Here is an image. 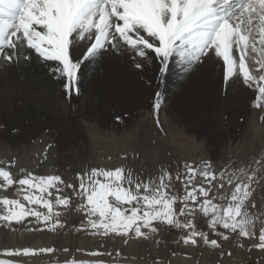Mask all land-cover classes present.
Listing matches in <instances>:
<instances>
[{"label": "snow or ice", "instance_id": "obj_1", "mask_svg": "<svg viewBox=\"0 0 264 264\" xmlns=\"http://www.w3.org/2000/svg\"><path fill=\"white\" fill-rule=\"evenodd\" d=\"M173 60L188 76L222 61L220 90L225 99L229 88L239 90L242 84L253 92V106L264 111V0H0V87L13 77L17 83L22 80L26 95L20 97V103L45 114L54 111L62 116L61 101L71 108L74 97L90 103L92 85L101 83L106 66L112 63L133 69L149 88L154 79L162 88ZM250 60L254 71L248 65ZM57 88L61 95L53 106L51 94ZM163 102V91H155L157 113ZM114 119L122 122L123 116ZM4 126L0 118V128ZM51 148V144L46 147L45 159ZM185 167L183 179L176 176L184 186L182 197L170 194L172 174L166 170L158 179L144 181L124 167L91 168L77 172L78 183H72L60 175H37L23 168L24 175L17 180L8 168L0 167V189L17 186V198L0 196V222L11 228L32 218L35 227L27 231L55 232L65 225L63 213L54 209L70 210L75 204L76 211L85 216L78 231L119 237L125 245L133 239H151L160 223L186 229L181 238L184 245L198 246L202 241L206 247L221 250V257L232 255L222 247L232 234L238 247L256 240L248 250L264 251V213L252 211L256 204L251 200L260 169L227 176L232 191L225 205L214 203L216 197L210 195L213 188H225L224 183H213L217 173L211 161L200 168ZM197 173L208 187L192 184ZM219 178L224 180L223 170ZM178 200L182 206L177 210ZM198 213L208 217V229L216 239L197 230L194 220ZM101 249L88 252L93 259L73 258L64 264H136V256L129 258L119 250L113 255L103 244ZM54 251L53 247H5L4 254L18 259L0 260V264H27L26 257Z\"/></svg>", "mask_w": 264, "mask_h": 264}, {"label": "rangeland", "instance_id": "obj_2", "mask_svg": "<svg viewBox=\"0 0 264 264\" xmlns=\"http://www.w3.org/2000/svg\"><path fill=\"white\" fill-rule=\"evenodd\" d=\"M251 63L253 66L249 67L254 71V62ZM107 82L105 80L104 84L99 83L97 88L104 90L106 88L109 91L112 87L110 82ZM121 82H123L122 90L139 91L131 96L116 98L110 103L106 102L105 106L110 104V109L113 108L109 111L99 114L95 111H92L93 113L85 112V121L89 122L91 119L98 122L97 131H88L84 126L87 122L85 123L79 117L77 121L72 123L71 130L67 132L66 137L62 140L64 133L59 131L54 124L53 118L50 116L52 113L45 114L43 112L35 117L41 118L39 123L43 124L44 128H41V132L36 136H32V130L34 131L39 126H30L29 121L31 119L29 121L22 120L19 125H14L12 116H1L0 118H2L5 126L0 128V160L5 162L0 167L8 168L14 179L17 180L24 175L20 171L23 168L37 175H60L66 182L72 183H78L76 181L77 172L91 168L124 167L126 171H132L134 176L144 181L158 179L161 172L166 170L172 174L170 194L182 197L184 186L180 180L176 179L177 174L183 179L187 172L185 165L200 168L203 167L205 161H211L212 170L217 173V180L213 183L217 186L224 183L225 188L220 190L213 188L210 195L216 197L214 203L225 205L232 191V186L227 183V176L232 173L240 175L241 170L250 173L252 169L259 168L260 170L257 172L259 182L254 184V192L251 197V200L256 204V208L252 211L258 214L264 213V147H260L258 150L254 149L253 147L257 144L250 142L252 135H246V130L237 126L234 122L229 124L227 131L222 134L223 137L215 133L214 118L216 111L214 110L213 91L210 82L203 76L189 80L186 87L189 89L188 92L195 89L194 86L206 85V87H209L206 91V98L200 101L199 106L194 107L189 102L190 100L185 101L180 98L181 93L184 91L179 92L174 97L172 96L181 90V87H179L181 83L165 80L161 88L155 81L150 88L143 84L144 88L137 89L138 86L135 84H128L124 80H121ZM158 90L163 91L165 100L157 113L153 108V104L154 93ZM147 91L152 95H149L150 99L148 100L145 98ZM188 97L190 99L192 94L189 93ZM171 98L174 99L169 101ZM72 101V109L75 111L79 107L80 100L74 97ZM253 104L254 94L251 102L252 109L259 112L256 117L257 125H263L261 119L264 116L263 111L255 108ZM162 111L166 114L165 119H162ZM118 114L123 116L122 122H117L114 119V116ZM157 118L159 119V125L157 124ZM164 120L166 122H163ZM77 124H81L82 129ZM13 128L20 130L14 132ZM49 128L53 131H49ZM60 141H63V143L61 144ZM49 144L52 145V148L48 150L47 159H45V149ZM11 161H15V163L9 166ZM256 161H260L261 164L257 165ZM222 170L225 172L224 180L219 178V173ZM192 184L208 187L207 182L198 173ZM16 191V185L7 190L0 189V192H5L9 198L13 199L17 198ZM220 197H225V199H220ZM181 206L179 200L174 205L177 210ZM54 210L63 213L61 220L65 226L58 228L55 232L48 231L54 244L52 247L57 249L51 253L53 264H60L59 257L65 252V248L68 249L69 259H76L78 242H84L87 248L91 240L94 241V245L99 244L93 250L101 249L100 245L103 244L106 250L112 251L114 254L116 250H119L127 256H143V258L136 260V264H156L157 261L161 262L163 260V256H165L164 264H172V257L179 259L194 258L195 264H219L221 259H223V264H264V251L255 248H252L251 251L248 250L250 243L258 241H245L244 248H240L235 234H232L228 241L222 242L223 251L225 253L232 252L231 256L225 255L224 257L219 255L221 250L206 247L202 241L198 246L184 245L181 238L187 234L186 229H178L160 223L156 224L159 231L151 239L147 241L133 239L134 241L130 240L127 246L119 237L114 239L102 238L91 236L85 231H78L77 229H80L85 221V216L83 213L76 211L75 204L70 210L62 208ZM0 211H2V206H0ZM180 219L185 218L180 217ZM207 221L208 217L198 213L195 216L194 223L198 231L208 232L210 239H216L217 237L212 235L208 229ZM31 222L32 218H29L23 224H19V231L22 233L26 230L25 228L32 226L34 222ZM2 227L5 228L6 234L9 229L8 235H10L15 233L16 229L13 228L18 226L13 224L11 229L0 222V231H2ZM259 228L260 222L257 221V236ZM5 233L2 235H5ZM157 241H159V244L156 243ZM128 248L131 252L126 254ZM179 264L183 263L179 262Z\"/></svg>", "mask_w": 264, "mask_h": 264}, {"label": "bare ground", "instance_id": "obj_3", "mask_svg": "<svg viewBox=\"0 0 264 264\" xmlns=\"http://www.w3.org/2000/svg\"><path fill=\"white\" fill-rule=\"evenodd\" d=\"M251 62H253V61L250 60L248 62L249 66H253V64ZM148 75L155 76V75H157V73L149 72ZM198 76H203L208 82H210V85L212 87L213 103L215 106L214 110L216 111V116L214 118L215 119L214 120V124H215L214 125V131H215V133L220 134L219 136H221L224 133V131H227L229 124L234 122L235 124H237V126L242 127L243 129L246 130V131L244 130L246 132V135H248V134L252 135V138H251L252 140L250 139L251 140L250 142H255L257 144L256 146L253 147L254 149L258 150V149H260V147L261 148L264 147V120H263V125H257L256 117L259 115V112L252 109L251 102H252L253 92L245 89L241 84L239 86V90L229 88L227 99H225L224 92L220 90L221 86H222V61L220 63L209 65V66L203 68L202 70H200L199 72L193 73L191 76H188L187 74H184L181 71V68L179 67V65H177L175 63V60H173L172 63L170 64V68H169V71L167 73L166 80L172 81V82H178V84L181 83V84H179L180 85L179 87H181V90H179L177 93H174L172 96L174 97V96L178 95L179 92L181 93L184 91L183 93H181L180 98H182L185 101L190 100L189 102L191 103V105L193 107L199 106L201 104L200 101H202L206 98V91H208L209 87H206V85H202L201 87L194 86L195 89L190 90V92H188L189 89L186 88L187 84L189 83V80L191 78L194 79L195 77H198ZM105 80L110 82L112 89H110L109 91L106 88H105V90L99 89V88H97L99 83L98 84L94 83L92 85V88L94 90V95H93V98H92L90 103H84L83 98H81L80 103L78 105L79 107H77V110L74 111L72 109L73 101L70 102L71 108H69L67 102L61 101L63 115L58 116L54 111L51 112L52 114H50V116L53 118L54 124L57 126L59 131L64 133V135L61 138L62 140H64V138L66 137L67 132L71 130V128L73 126L72 123L78 120L77 118L80 117L81 120L85 121V118H84L85 112L90 113L92 111H95V113L99 114V113L109 111L113 108L110 109V104L109 105L106 104L107 106H105L104 104L106 102L110 103L112 100H114L116 98H123L122 96H131L133 94L138 93L139 90H137V91L122 90L123 82H121V80L126 81L128 84L131 83V84L137 85L138 86L137 89L144 88L143 82L140 80V78L138 76H136L134 74V70L126 67L123 63H121V64L112 63V64L106 66V74L101 78V82L104 84ZM153 82H155V79L153 80ZM116 84H119V85H116ZM208 86H209V83H208ZM123 93H124V95H123ZM125 93H126V95H125ZM189 93L192 94V97L190 99L188 97ZM25 95H26V85L24 84V82L22 80L17 83V81L15 80L14 77L12 79H10L9 81H7L2 87H0V117L1 116L4 117L5 115L12 116L13 117L12 121H13L14 125H19L20 121H22V120H24V121L28 120L29 121V119H31V121H29L30 126H36V127L39 126L38 128H35L34 131L32 130V136H34V135L36 136L39 132H41L40 129L44 128V126H43V124L41 125L39 123L41 118L39 119L38 116L37 117H35V116L37 114L43 113L44 111H42L39 108L26 107L24 104L20 103V97L25 96ZM60 95H61V90L59 88H57L55 93L51 94V103L53 106L56 104L57 100L60 98ZM149 95H151V94H149V92L147 91V94L145 95V98H147V100L150 99ZM186 98H188V99H186ZM173 99L171 98L169 101H171ZM164 100H165V98H164ZM263 114H264V111H263ZM165 116H166V114L162 111V119ZM163 122H166V120H164ZM85 123H86V125H84V126L86 127V129H88V131L92 132V131L98 130V122L92 121L90 119L89 122L85 121ZM78 127L82 129L81 124H79ZM98 132H100V131H98ZM222 137H223V135H222ZM58 141H59V139L57 140V142ZM60 143L62 144L63 141H60ZM260 152H262V151H260ZM240 159H242V158H240ZM4 195H6L5 192H0V196H4ZM16 225L18 227H14V228L12 227V228L16 229L17 232L15 231V233H12V231H11L12 234H10V235H8L9 229L7 230V234L5 233V230H4L5 228L3 229V227H2V231H0V260L18 259V258L8 257L6 254H4L3 249L5 247L14 248L17 246H31L33 248L38 249L40 247H52V245H54L53 241L51 239V236H50L47 229H44L43 231H33V232L27 231V229L35 227V224H33L32 226L25 228L26 230H24L21 233V231H19L20 230L19 224H16ZM25 231H27V232H25ZM4 233H5V235H2ZM132 241H134V240H132ZM93 242L94 241H92V240L89 241L87 248L85 247L86 244L84 245V242H82V241L78 242V252L76 254L77 260H79V259H93V257L88 255V252L93 251L94 247L99 246V244L94 245ZM55 250H57V249H55ZM130 252H131V250L128 248L126 251V254L130 253ZM113 255H114V253H113ZM128 257L131 258L132 256H128ZM164 257L165 256H163V258H162L163 260H165ZM59 258H60V264H64V261L69 259L68 252H63L61 257H59ZM136 258L138 260L139 258H143V256H136ZM24 259L27 261V264H53L51 262V260H52L51 253L38 254L36 256L30 257V258L26 257ZM102 259H110V258L109 257H102ZM163 260L160 262V264H164ZM179 262H182L183 264H195V259L194 258L179 259V258H173L172 257V264H179ZM208 262H209V260H208Z\"/></svg>", "mask_w": 264, "mask_h": 264}]
</instances>
